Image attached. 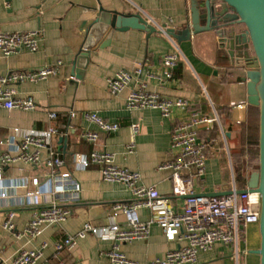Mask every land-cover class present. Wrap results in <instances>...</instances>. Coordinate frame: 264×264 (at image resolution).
Returning <instances> with one entry per match:
<instances>
[{
    "label": "crops",
    "instance_id": "crops-1",
    "mask_svg": "<svg viewBox=\"0 0 264 264\" xmlns=\"http://www.w3.org/2000/svg\"><path fill=\"white\" fill-rule=\"evenodd\" d=\"M112 12L139 13L159 29L164 25L174 29L178 39L165 33L149 36L145 31L131 29L116 31L110 44L101 48L110 31L104 23L103 13ZM191 17L192 0H0V33L43 31L37 52L20 50L10 56L0 53V77L62 62L57 76L38 83L13 85L16 97H32L37 108L33 111L1 108L0 141L7 139L15 129L23 133L57 128L62 133L69 128L66 148L59 143L61 137L54 138L51 147L61 153L66 169L82 187L80 200L66 204L72 214L65 224L46 227L35 240L27 236L19 238L17 235L24 231L35 213L61 202L54 195H42L38 204L33 205L25 190L19 188L25 181L29 192L32 191L29 182L33 178H38L41 183L46 181L49 174L44 160L48 156L47 150L42 152L43 161L38 166L16 161L4 167L0 182L6 192V197H1L0 191V264H12L20 250L39 249L43 242L49 247L40 264H112L101 253L113 250L115 246H119L120 252L133 262L151 264L183 245L167 241L162 229L152 225L147 240L117 243L89 234L59 261L53 258L55 245L68 236L77 235L87 223L97 228L118 223L122 229H127L123 217L112 218L111 206L116 202L131 201V190L124 184L103 181L98 166L76 169L73 163L76 154L89 156L94 150L112 154L116 166L139 173L140 184L154 187L160 195L171 198L175 212L181 211L184 198L172 195V172L161 171L159 166L176 157L178 150L172 146L173 132L193 113L207 117L217 115L220 119L212 129L200 130L199 141L207 143V160L205 175L194 181L195 193L229 192L234 189V184L241 190L244 189L243 179L248 186L254 171L248 167L247 157L241 149L255 134L260 116L259 107L248 102L249 69L241 62L233 63L227 50L221 48L217 32H201L184 40L181 31L192 22ZM205 27L206 23L201 22L200 29ZM235 28L237 34L245 32L242 25ZM86 50L91 52L89 64L83 78L78 79L74 63ZM172 53L178 55L179 62L169 79L162 60ZM120 70L131 73L133 80L122 94L113 96L107 90V80ZM142 85L146 86L147 92L165 99H183L189 106L174 110L168 118L159 110H128L127 98ZM51 112L57 114L56 120L50 119ZM86 113H95L110 123H118L120 130L112 134L102 132L85 119ZM134 125L140 127L136 135L132 131ZM85 131L99 134L96 145L81 138ZM16 141L19 143L20 138ZM132 143L134 150L129 153L128 147ZM9 151L10 147L0 146V154ZM234 167H238V178ZM10 212L16 214L14 232L3 229ZM138 215L142 222L150 219L146 209H140ZM255 230L258 225L248 228L246 240L239 245L238 257L234 246L218 244L211 251L199 252L196 264H261L260 256L250 253L255 249L249 242V235Z\"/></svg>",
    "mask_w": 264,
    "mask_h": 264
},
{
    "label": "built area",
    "instance_id": "built-area-1",
    "mask_svg": "<svg viewBox=\"0 0 264 264\" xmlns=\"http://www.w3.org/2000/svg\"><path fill=\"white\" fill-rule=\"evenodd\" d=\"M43 31L24 33H0V53L10 56L20 50L35 53L40 48ZM222 44V41H221ZM179 62L178 55L172 53L162 60L167 78L172 77L173 70ZM62 62L36 71L13 72L6 77H0V109L33 111L37 104L32 97L18 98L13 85L16 83H38L60 73ZM139 73L141 71L139 70ZM131 73L126 70L118 71L107 80V90L113 96L122 94L132 82ZM145 85L135 89L127 98L128 110L154 109L159 110L163 117H170L177 109H186L189 103L183 99H165L156 93L145 91ZM74 117V113L71 112ZM51 120L57 119V114L51 112ZM85 119L96 125L107 134L120 130L118 123H110L95 113H86ZM220 123L217 115L214 117L200 116L193 113L189 120L178 125L172 135V146L178 150L172 161L162 163L161 171L172 172V195L175 198H184V205L179 212H175L171 198L162 196L154 187L140 184V174L129 169H122L115 165L114 156L106 151L94 150L89 156L76 154L73 163L76 169L85 170L90 166H98L102 180L108 183L126 185L132 192L133 199L129 202H116L111 206L112 218L123 217L127 229H122L118 223L97 228L90 223L75 236H68L55 245L54 260L59 261L64 253H71L79 240L92 234L103 239H111L117 243H131L133 241L147 240L150 237L152 225H158L169 242H179V248L169 251L164 259L151 264H196L198 253L211 251L216 245L223 244L234 246L236 257L239 256V245L247 238V230L252 225H259L261 217V197L259 193L248 190L245 194L238 193L234 184L232 194L227 196H208L196 194L194 181L200 180L206 171L207 143L199 141L202 128L212 129ZM133 134L140 131L138 125L132 127ZM67 131L60 133L57 128L37 132L34 130L20 133L18 129L5 140L0 141V146L10 147V151L0 154V182L3 180V168L16 161H22L31 166H38L42 160V152L48 151L45 164L49 174L44 183L38 178H33L29 183L32 191L27 190V184L22 181L19 188L25 190L31 204H38L42 195H54L61 203H52L35 213L30 223L23 232L17 235L35 240L38 239L46 227L62 226L71 217L68 203L80 200L82 187L74 175L66 169V162L61 153L51 147L54 138H67ZM20 138L19 143L16 141ZM81 138L92 145L99 141V134L85 131ZM128 152L134 150L133 143L128 147ZM234 176V174H233ZM235 180V176H234ZM248 188V186H247ZM1 197H6V192L0 187ZM140 209L150 213V219L142 222L138 215ZM16 214L10 212L3 223V229L14 232V219ZM49 244L43 242L39 249L20 250L13 259L12 264H40ZM112 264H138L120 252L119 246L113 250L101 253ZM47 264V263H44ZM59 264H65L59 262Z\"/></svg>",
    "mask_w": 264,
    "mask_h": 264
},
{
    "label": "water",
    "instance_id": "water-1",
    "mask_svg": "<svg viewBox=\"0 0 264 264\" xmlns=\"http://www.w3.org/2000/svg\"><path fill=\"white\" fill-rule=\"evenodd\" d=\"M103 15L104 23L109 26L110 31L106 43H103L101 48L110 44L116 31L127 32L131 29L145 31L149 36L165 33L178 39L174 29L167 28V25L159 29L139 13L126 15L112 12ZM191 21L188 27L181 31L184 40H189L201 32H217L222 41L221 48L227 50L233 63L241 62L243 67L249 69L248 102L260 110L259 171L251 175L248 188L238 190V193L245 194L250 190L259 193L261 197L259 223L261 244L260 249L252 250L250 253L260 256L261 264H264V0H192ZM203 21L206 27L200 29V23ZM238 25L245 27L244 33H236L235 27ZM90 53L89 50L82 51L77 57L74 63L76 78H83L89 64ZM59 143L66 148L67 139L60 138ZM230 194L232 191L205 195L220 197Z\"/></svg>",
    "mask_w": 264,
    "mask_h": 264
},
{
    "label": "trees",
    "instance_id": "trees-1",
    "mask_svg": "<svg viewBox=\"0 0 264 264\" xmlns=\"http://www.w3.org/2000/svg\"><path fill=\"white\" fill-rule=\"evenodd\" d=\"M259 140H260V116L258 118V123L256 125L255 134L252 135V138L250 140H248V142L245 144V147L241 149L242 154L247 157L248 167L251 170H254V172L259 171V153H260ZM243 180L244 181L242 183V186L245 189L247 186V181L246 179Z\"/></svg>",
    "mask_w": 264,
    "mask_h": 264
},
{
    "label": "rangeland",
    "instance_id": "rangeland-1",
    "mask_svg": "<svg viewBox=\"0 0 264 264\" xmlns=\"http://www.w3.org/2000/svg\"><path fill=\"white\" fill-rule=\"evenodd\" d=\"M257 168V167H256ZM238 171V167L236 169V167H234V172L236 177H239V174H237ZM254 171V170H253ZM256 171V170H255ZM248 236V234H247ZM249 242L251 244V246H253V248L255 250L260 249V244H261V237H260V231H259V227L258 230L253 231L250 235H249Z\"/></svg>",
    "mask_w": 264,
    "mask_h": 264
},
{
    "label": "flooded vegetation",
    "instance_id": "flooded-vegetation-1",
    "mask_svg": "<svg viewBox=\"0 0 264 264\" xmlns=\"http://www.w3.org/2000/svg\"><path fill=\"white\" fill-rule=\"evenodd\" d=\"M258 227H259V225H258Z\"/></svg>",
    "mask_w": 264,
    "mask_h": 264
}]
</instances>
